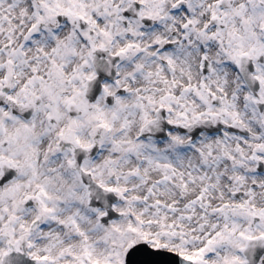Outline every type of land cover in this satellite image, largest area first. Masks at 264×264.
Masks as SVG:
<instances>
[{
	"label": "snow or ice",
	"instance_id": "1",
	"mask_svg": "<svg viewBox=\"0 0 264 264\" xmlns=\"http://www.w3.org/2000/svg\"><path fill=\"white\" fill-rule=\"evenodd\" d=\"M0 264H264V0H0Z\"/></svg>",
	"mask_w": 264,
	"mask_h": 264
}]
</instances>
